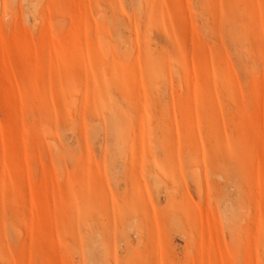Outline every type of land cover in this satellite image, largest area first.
<instances>
[{
    "label": "rangeland",
    "instance_id": "obj_1",
    "mask_svg": "<svg viewBox=\"0 0 264 264\" xmlns=\"http://www.w3.org/2000/svg\"><path fill=\"white\" fill-rule=\"evenodd\" d=\"M0 264H264V0H0Z\"/></svg>",
    "mask_w": 264,
    "mask_h": 264
}]
</instances>
